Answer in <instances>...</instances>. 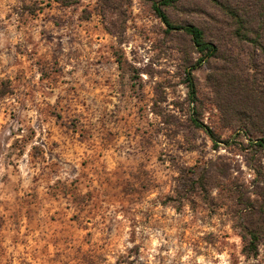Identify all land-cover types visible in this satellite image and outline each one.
Returning a JSON list of instances; mask_svg holds the SVG:
<instances>
[{
	"label": "rangeland",
	"instance_id": "obj_1",
	"mask_svg": "<svg viewBox=\"0 0 264 264\" xmlns=\"http://www.w3.org/2000/svg\"><path fill=\"white\" fill-rule=\"evenodd\" d=\"M154 1L0 0V264H264V134L224 121L207 66L190 101L199 55ZM206 12L167 9L179 25Z\"/></svg>",
	"mask_w": 264,
	"mask_h": 264
},
{
	"label": "trees",
	"instance_id": "obj_2",
	"mask_svg": "<svg viewBox=\"0 0 264 264\" xmlns=\"http://www.w3.org/2000/svg\"><path fill=\"white\" fill-rule=\"evenodd\" d=\"M63 6L70 7L79 0H55ZM181 0H159L152 3V9L163 21L167 31L181 32L187 35L199 55L187 71V84L190 101L195 105L197 96L196 76L194 72L201 66L210 70L207 78L212 88L216 103L222 111L224 121L238 132L250 135L264 134V0H205L213 13H207L205 25L189 23L184 25L172 22L167 9ZM103 6L118 9L116 0H102ZM238 48L248 49V75L243 74L241 58L235 54ZM221 61L218 65L216 62ZM255 72V74H254ZM197 128L202 129L217 145L215 134L200 119L192 118ZM264 158V138H257L252 143ZM253 216L254 224L244 232V253L247 257L256 258L261 242L260 208H244ZM264 220V217L262 218Z\"/></svg>",
	"mask_w": 264,
	"mask_h": 264
}]
</instances>
